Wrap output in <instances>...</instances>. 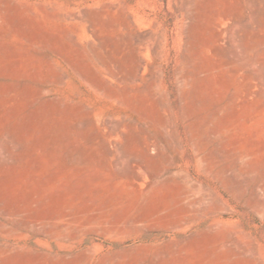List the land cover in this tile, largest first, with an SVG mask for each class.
<instances>
[{"label": "rangeland", "instance_id": "obj_1", "mask_svg": "<svg viewBox=\"0 0 264 264\" xmlns=\"http://www.w3.org/2000/svg\"><path fill=\"white\" fill-rule=\"evenodd\" d=\"M0 264H264V0H0Z\"/></svg>", "mask_w": 264, "mask_h": 264}]
</instances>
